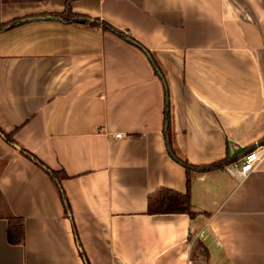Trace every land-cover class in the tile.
I'll return each instance as SVG.
<instances>
[{"label":"crops","instance_id":"1","mask_svg":"<svg viewBox=\"0 0 264 264\" xmlns=\"http://www.w3.org/2000/svg\"><path fill=\"white\" fill-rule=\"evenodd\" d=\"M28 18L0 33V130L71 216L0 135V264H264V0H0V26ZM250 149L245 180L208 169ZM160 190L196 217L151 215Z\"/></svg>","mask_w":264,"mask_h":264},{"label":"trees","instance_id":"2","mask_svg":"<svg viewBox=\"0 0 264 264\" xmlns=\"http://www.w3.org/2000/svg\"><path fill=\"white\" fill-rule=\"evenodd\" d=\"M53 19L63 20L66 22L81 24V25H90L91 27H98L101 26L106 31H113L117 35L124 37V34L121 32L113 29L110 25L106 23H101L99 20L87 18L84 16H79L74 13L68 8L67 11L60 15V16H54L51 17ZM35 20V18H28V19H22L14 21L10 24L1 25L0 26V33L7 31L9 29H12L16 26L23 25L25 23L31 22ZM129 40V39H128ZM131 43L136 44L133 40H129ZM138 46L149 55V52L146 51L142 46L138 44ZM153 67L155 68L157 74L161 75V72L153 61ZM0 135L9 143V145L13 146L14 148L18 149L27 159L35 163L38 167H40L49 178L53 181V183L56 185L57 190L59 192V196L61 198V201L63 203V207L65 210V214L67 216H71V208L68 201V198L66 196V193L62 187V180L65 178L64 175L61 173H57L50 168L46 167L42 162H40L33 154L28 152L27 150H24L20 148L16 142L13 139V135L5 134L0 130ZM165 139L167 142V147L169 149V152L171 154V157L177 159L172 151L171 148V140H170V121H169V104L167 102L166 110H165ZM252 150V149H250ZM250 150H247L249 152ZM178 160V159H177ZM179 161V160H178ZM229 164V161L223 162L222 164H218L215 166H212L208 168L209 170H213L216 168L225 167ZM185 167L187 168V173L190 174L192 167L189 166L186 163H183ZM4 167V164H0V175L2 172V169ZM0 200L4 201L3 196L0 194ZM5 204V202H4ZM149 213L151 215H160V214H185L190 216L191 218L196 217V214L193 212L192 204H191V196L190 192L188 191L185 194H180L177 192H172L169 190H160L156 194L150 197L149 199ZM5 219L8 222V241L9 243L13 245H20L25 238V228H24V222L21 218L14 216L9 210L7 211L5 215ZM89 264V263H88Z\"/></svg>","mask_w":264,"mask_h":264},{"label":"built area","instance_id":"3","mask_svg":"<svg viewBox=\"0 0 264 264\" xmlns=\"http://www.w3.org/2000/svg\"><path fill=\"white\" fill-rule=\"evenodd\" d=\"M116 137L122 138V134H118ZM261 160L259 151L251 150L240 161H234L226 165L224 169L231 177L245 180L256 170Z\"/></svg>","mask_w":264,"mask_h":264}]
</instances>
